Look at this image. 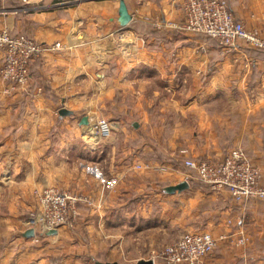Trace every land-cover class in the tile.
I'll use <instances>...</instances> for the list:
<instances>
[{
    "label": "crops",
    "instance_id": "1",
    "mask_svg": "<svg viewBox=\"0 0 264 264\" xmlns=\"http://www.w3.org/2000/svg\"><path fill=\"white\" fill-rule=\"evenodd\" d=\"M120 1L0 9V27L13 35L63 45L32 61L26 87L7 95L0 79V264H54L60 252L57 264H89L110 255V240L130 264H164L155 232L165 215L195 232L232 233L201 264H264V202L237 203L196 178L165 191L185 182L186 159L222 161L236 147L264 172V52L167 28L183 20L185 0H124L125 26ZM228 1L264 33V0ZM108 111L118 115L121 147L89 137L88 124ZM46 187L93 203L81 205L74 228L36 246L21 224ZM242 235L246 244L236 242Z\"/></svg>",
    "mask_w": 264,
    "mask_h": 264
},
{
    "label": "built area",
    "instance_id": "2",
    "mask_svg": "<svg viewBox=\"0 0 264 264\" xmlns=\"http://www.w3.org/2000/svg\"><path fill=\"white\" fill-rule=\"evenodd\" d=\"M27 2V0H24ZM167 26L195 35H206L215 39L226 49H238L248 45L264 50V33L259 29L248 28L237 18L230 8L228 0H185L184 17L180 22H167ZM63 45L56 42L50 45L41 43L29 36L13 35L8 28L0 27V51L3 63L0 67V79L5 85L4 93L26 87L30 77V65L45 51L60 50ZM89 137L95 142L111 144L116 126L107 119L91 121ZM187 173L185 181L197 179L213 190L227 189L237 203H248L255 199H264V185L260 183L261 171L252 163L242 148L233 149L222 161L186 159L183 162ZM140 169L141 165L134 166ZM38 206L25 220L27 230H33V239L37 242L41 236L63 225L76 223L80 207L92 205L90 197L56 188H44L36 191ZM232 233L214 236L210 232H187L165 245L160 250L164 264H201L203 259L213 253L220 241L230 238ZM242 235L236 242L246 244Z\"/></svg>",
    "mask_w": 264,
    "mask_h": 264
},
{
    "label": "rangeland",
    "instance_id": "3",
    "mask_svg": "<svg viewBox=\"0 0 264 264\" xmlns=\"http://www.w3.org/2000/svg\"><path fill=\"white\" fill-rule=\"evenodd\" d=\"M49 3H53V0H27V2L24 1V0H0V9H2L4 11H8V9H9V12H16L17 13L18 11H20V12L29 11L27 9L29 7L33 8L34 6H37V5L40 6V5L49 4ZM170 22H172V21H170ZM167 28L172 29L170 26H167ZM18 35H20V34H18ZM23 35H25V34H23ZM26 36H28V35H26ZM120 104L122 106V103H120ZM109 107H110V105H108V110H110ZM109 112L110 111H108V113L104 112L100 117H98V119H107L109 121H111V120L118 121V119H117L118 118L117 113H109ZM112 141L113 142L111 144H115V142L118 141L117 143H118L119 147L122 146V130H119V127L113 133V140ZM236 148H239V147H236ZM252 163L255 164L256 166H258L260 168V171H261L260 183L264 185V172H263L262 167L258 163H255V162H252ZM41 189H44V188H41ZM41 189H39V190H41ZM61 191H69V190H61ZM34 193H35L34 194V197L36 198V192L34 191ZM262 202H264V199H255L253 201H249V203H262ZM32 212L33 211H31L30 213H28V215L24 216V218L22 219L21 230L24 233L27 231V229L25 227V220L27 219V217H29V215ZM79 215H80V211H79ZM78 218H79V216H78ZM161 221L162 222H160V224H159L160 225L159 226V229H157L156 232H155L156 241L158 242V245H157L158 247L155 250H157L158 253L160 252V250L165 245H167L169 243H172L173 241H175L176 239H178L179 237H181L183 234H185V232H188L187 228L188 229H193L192 231H194V232L197 231V230H199L196 227H181L179 225L170 224L166 220V215L163 217V220H161ZM75 225H76V223H73L72 225H63V226H60V228H62L64 226H68L69 228L72 229V228H74ZM0 230H3V228L0 227ZM49 236H50V234H48V236H46V237L45 236H41L40 240H38L37 242L32 237L30 238V240H31V243L33 245L39 246V245H42L43 244V241L45 239H47ZM7 244L8 243H6V245ZM54 244L57 245V246H64V243L55 242ZM0 245L3 246V245H5V243H2ZM116 247L118 248V250L116 252H114L116 249L114 251H112V249H114ZM109 248H110V255H107L108 257H106V256H99V257L97 256V257H93V258L89 257V264H96L97 261H99V262H116L117 261L119 263H124V264L125 263L126 264H128V263L130 264V263H133L134 262V260H135L134 258L128 259V258H125V257L122 256V244H120L118 241H113L112 242L110 240V242H109ZM113 252H114V254H113ZM62 253L60 252V253H56V254L53 255L52 259H55L54 264H57L56 262H59L60 261V258L62 256ZM152 255H154V254H152ZM112 260H114V261H112Z\"/></svg>",
    "mask_w": 264,
    "mask_h": 264
},
{
    "label": "water",
    "instance_id": "4",
    "mask_svg": "<svg viewBox=\"0 0 264 264\" xmlns=\"http://www.w3.org/2000/svg\"><path fill=\"white\" fill-rule=\"evenodd\" d=\"M119 15H120L119 23L121 25L125 26V25L129 24V22L131 20V15L128 12V8H127L126 3H125L124 0L120 1ZM60 114L61 115H68V114H70V112L68 110H66V109H62L60 111ZM83 123H87V118L86 117L83 119ZM188 185L189 184L185 181V182L180 183L177 186L168 187V188L165 189V191L166 192H169V191L170 192H174L176 190L181 191V190L187 188ZM56 232L57 231L54 230V231H51L49 234L52 235V234H54ZM24 234H25L26 237L31 238V237H33V230L32 229L27 230ZM97 264H124V263H119V262H97ZM136 264H154V261L153 260H140Z\"/></svg>",
    "mask_w": 264,
    "mask_h": 264
},
{
    "label": "trees",
    "instance_id": "5",
    "mask_svg": "<svg viewBox=\"0 0 264 264\" xmlns=\"http://www.w3.org/2000/svg\"><path fill=\"white\" fill-rule=\"evenodd\" d=\"M202 36H205V37L209 38V37L206 36V35H202ZM254 50H256L257 52H264V50H257V49H254Z\"/></svg>",
    "mask_w": 264,
    "mask_h": 264
}]
</instances>
